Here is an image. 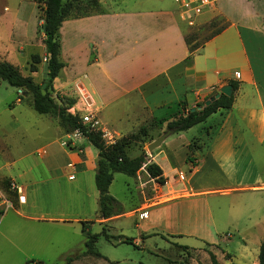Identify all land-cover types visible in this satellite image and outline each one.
Instances as JSON below:
<instances>
[{
    "label": "crops",
    "instance_id": "obj_1",
    "mask_svg": "<svg viewBox=\"0 0 264 264\" xmlns=\"http://www.w3.org/2000/svg\"><path fill=\"white\" fill-rule=\"evenodd\" d=\"M98 2L103 12L71 17L59 28L60 59L64 66L53 80L54 95L73 99L70 107L78 114L90 111L96 115L100 127L115 140L136 132L142 125L152 126L156 138L177 114L181 102L186 108L194 106L219 92L229 80L238 82L233 103L230 108L219 109L198 123L203 125H194L200 126V136L188 138L184 132L190 128L177 132L174 137L175 133L169 135L158 149L149 153L137 176L131 177L139 197L132 208L109 218H100L97 210L94 220L87 212L73 217L55 216L51 211L57 204L55 201L47 209L35 203L32 188L37 177L33 169L38 165L26 157L28 152L24 149L15 153L9 150L4 126L8 120L12 121L0 118V184L6 188L9 180L16 184V179L25 182L24 186L17 184L25 198L23 203L18 202L16 193L6 191L12 201L9 209L33 222L97 221L107 227L119 216H131L139 211V220H148L154 216V208L159 216L168 215L170 204L179 200H187L192 205L199 195L230 196L249 190L257 209L251 218L263 237L264 175L254 160V152L264 148V0H216L214 9L199 18L206 20L217 15L225 18L227 25L192 53L189 65L185 63L189 48L177 9H168L159 2L149 8L113 10L104 6V0ZM8 10L7 6L3 7V11ZM18 13L17 5L10 15L4 16L0 10V59L20 70L28 67L32 54L42 57L45 51L39 25L29 29V25L18 21ZM37 45H42V52L37 50ZM21 61L27 64L20 66ZM235 72L239 75L235 76ZM26 75L35 79L36 71L28 70ZM20 102L17 97L15 103ZM65 135L58 127L56 140ZM78 140L75 147L65 151L66 158L59 161L60 165L53 153L44 148L40 150L44 154L41 161L47 169L57 170L60 175L78 177L79 174L81 178L94 180L97 150L84 137ZM141 150L138 146L132 148L131 144L127 154L133 157ZM245 158L255 171L247 172ZM69 163L73 166H68ZM149 163L160 167L165 178L163 184L149 176L146 170ZM239 172L251 173V176L238 179ZM206 206L213 224L207 202ZM25 209L29 214L24 213ZM35 209L51 214L31 215ZM156 223L151 218L150 224ZM184 233L174 232L171 236Z\"/></svg>",
    "mask_w": 264,
    "mask_h": 264
},
{
    "label": "rangeland",
    "instance_id": "obj_2",
    "mask_svg": "<svg viewBox=\"0 0 264 264\" xmlns=\"http://www.w3.org/2000/svg\"><path fill=\"white\" fill-rule=\"evenodd\" d=\"M35 1L0 0L1 14L4 16L12 14L17 5L18 21L29 25V29L32 25H39L37 28L41 34L43 31L40 28V17L44 0ZM159 2H163L168 9H177L173 0H104V6L113 10L149 8ZM4 6H7L9 10L3 11ZM81 7L80 11L84 12L85 7ZM259 14L262 15V13ZM213 17L206 20L198 18V23L194 26H189L184 19L179 17V25L187 33L202 26L201 29L195 30L197 37L191 42L200 43L214 28L225 24V18L218 16V25L213 28L208 27L207 24ZM221 18L223 20L220 21ZM42 49V45H37L39 52H42ZM44 55L45 53L42 57ZM20 64L22 66L27 63L21 61ZM42 64L43 59L37 65L38 69L34 79L37 83H41L43 79ZM20 71L26 75L28 70L27 67L26 69L21 67ZM237 73L239 75V72H235V76H238ZM20 94L22 90L19 92L17 88L0 80V118L12 121L9 123L10 120H8V124L4 126L8 134L6 143L9 150L15 153L24 149L28 152L26 157L38 165L33 169L37 180L32 188L35 193L32 198L38 206L45 209L51 208L54 201L59 203V207L56 204L51 210L55 216L73 217L76 214L87 212L94 220L98 210L94 180H89L85 176L81 178L79 174L78 177L75 174L60 175L61 173L57 170L51 171L46 168L41 161L44 157V154L40 152L42 148L49 154L53 153L58 164L66 158L65 151L71 148L59 144L65 136L56 140L58 138H56L57 129L60 127L57 117L53 114L36 112L32 107L31 97L28 94L24 95L23 92L22 98ZM17 97L21 100L18 105L15 103ZM148 127L150 134L148 133L145 137L139 136L132 142V148L138 146L146 152L147 156L159 148L152 151L147 149L146 145L156 133L153 132L152 126ZM199 127L193 126L184 133L188 138L198 137L200 136ZM174 133L173 137L177 132ZM52 140L56 141L52 142ZM76 143H79V140H76ZM254 154L258 169L264 175V148ZM247 162L248 158H245L244 165L247 164L246 169L249 170L247 172L255 171ZM115 175L109 193L119 201L122 213L132 208L139 197L133 178L123 173ZM250 176L251 173L242 175V172L237 175L238 179L241 177L247 179ZM16 182L21 186L25 185L23 179H16ZM53 184L56 185L55 190ZM251 193L249 190H244L234 192L230 196L199 195L194 198L195 204L192 205L188 204L187 200H179L170 204L168 215L159 216L154 212L156 208L152 209L154 216L151 215L148 220L146 218L139 220L140 211L131 216H119L106 227L109 237L101 235L95 243L101 256H81L72 264H109L110 261H115L117 264H212L210 253L215 254L220 264H257L262 233L251 218L252 214L257 212L253 205L254 202L250 199ZM206 202L214 220L213 224L207 216L210 213ZM45 211L35 209L30 214L35 216L51 214ZM3 213L4 216L0 218V264H26L27 261V264H35L36 261L41 264H64L65 256L84 250L85 234L81 230V222H33L16 215L11 209ZM24 213L29 214L27 209ZM258 213H261L260 210ZM151 218L157 221L155 226L150 224ZM136 223L139 224L138 227ZM89 225L91 233H98L103 227V224L97 221ZM262 228H264V223L261 225ZM174 232L185 233L181 236H171ZM127 237L136 240L133 241L134 244L121 242Z\"/></svg>",
    "mask_w": 264,
    "mask_h": 264
},
{
    "label": "trees",
    "instance_id": "obj_3",
    "mask_svg": "<svg viewBox=\"0 0 264 264\" xmlns=\"http://www.w3.org/2000/svg\"><path fill=\"white\" fill-rule=\"evenodd\" d=\"M81 6L85 7L84 12L80 11L82 9ZM101 12H103V9L98 0H44L42 16L40 17V28L42 31L44 28L42 33L44 35L43 44L45 55L41 57L38 54H32L27 69L30 72L37 71V65L43 59V64L47 62L46 80L42 79L41 83H37L31 75H23L17 66L3 59H0V80L5 81L8 85L18 90H22V94L23 92H27L28 96L31 97V104L36 112L55 115L64 133L79 129L82 131V137L96 148L97 159L94 185L97 191L98 215L100 218H109L121 213L119 201L109 193V185L113 180V175L114 173H123L129 177L137 176V172L147 161V154L142 149L138 155L130 157L127 154V149L139 136H147L149 127L142 125L136 132L122 136L112 143H106L100 131L88 130L81 123L78 114H71L68 111V108L74 100L60 96L59 94L54 95L53 88V80L58 76L61 68L64 66V62L60 59L61 41L59 28L61 23L71 17H82ZM218 20V17H213L207 26L211 28L216 27L219 22ZM221 20L223 19L221 18ZM226 25L227 22L214 28L200 43L191 42L197 37V31L195 30L201 29L202 26L198 27V29L191 30L189 33L183 31L184 40L189 48V55L186 57L185 63L189 65L191 63L192 53L202 46L205 41L220 32ZM43 83H45L44 87L42 86ZM228 83L231 85V95L220 94L217 99L208 105H205L206 99L189 108H186L181 102V107H179L177 114L167 122L166 128H172L174 132L184 131L205 121L210 114L217 110L230 108L234 100V92L238 87V82L229 80ZM187 159H190V157L188 156ZM146 170L149 176L154 178L157 183H164L165 178L162 176V171L159 166L154 163H149ZM91 222L93 221L82 222L81 230L85 234L84 250L65 256L64 264H72L73 261L85 255L101 256L95 247V243L99 236L102 235L108 238L109 235L106 232V225H103L100 232L91 233L88 229ZM121 242L134 244L133 239L128 237L123 238ZM210 259L212 264H220L215 254L210 253ZM35 264L41 263L36 261ZM109 264H117V262L110 261ZM257 264H264V234L259 245Z\"/></svg>",
    "mask_w": 264,
    "mask_h": 264
},
{
    "label": "built area",
    "instance_id": "obj_4",
    "mask_svg": "<svg viewBox=\"0 0 264 264\" xmlns=\"http://www.w3.org/2000/svg\"><path fill=\"white\" fill-rule=\"evenodd\" d=\"M177 6V14L180 18L184 19L189 26H194L198 22V18L206 12L212 11L215 7L216 0H173ZM200 19V18H199ZM238 75V73H237ZM21 92V90H19ZM82 99L86 100V96L82 95ZM68 111L71 114H78L73 107H69ZM81 123L88 129L94 131H100L102 138L106 143H112L115 139L105 129L101 128L100 121L96 115L90 111H86L82 114H78ZM82 137V131L75 129L72 132L66 133L65 139L61 141V144L69 148L75 147L76 140ZM68 166H73L71 163ZM6 191L14 192L17 194L18 202H24V196L21 194V188L17 184L9 180L6 184V188L0 184V212H3L12 207V201L7 197ZM145 213L143 212V216Z\"/></svg>",
    "mask_w": 264,
    "mask_h": 264
},
{
    "label": "water",
    "instance_id": "obj_5",
    "mask_svg": "<svg viewBox=\"0 0 264 264\" xmlns=\"http://www.w3.org/2000/svg\"><path fill=\"white\" fill-rule=\"evenodd\" d=\"M44 31V28H43ZM42 78L44 80H46L47 78V62H44L43 64V68H42ZM45 83L42 84V86L44 87ZM232 93V89H231V85L230 84H225L223 85L219 92L215 93L213 96H211L209 99H207L205 101V105L210 104L212 101H214L215 99H217L220 94H225L227 96L231 95ZM24 95H27V92H24ZM172 133H174V129L172 128H166L162 133H160L156 138H154L153 140H151L147 145V149L149 151H152L156 148H158L161 143Z\"/></svg>",
    "mask_w": 264,
    "mask_h": 264
}]
</instances>
